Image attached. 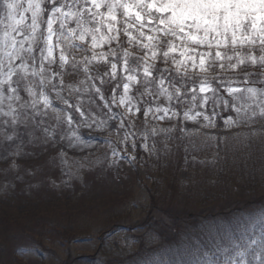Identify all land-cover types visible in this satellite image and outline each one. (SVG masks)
<instances>
[{
    "label": "snow or ice",
    "instance_id": "obj_1",
    "mask_svg": "<svg viewBox=\"0 0 264 264\" xmlns=\"http://www.w3.org/2000/svg\"><path fill=\"white\" fill-rule=\"evenodd\" d=\"M46 2L47 7L45 0H0V137L4 141L23 143L22 137L27 136L29 143L43 144L44 150L61 151L58 145L65 137L57 140L55 135L61 125L72 129L73 136L81 128L106 125L95 116V105L109 120L119 121L118 130H124L119 141L124 147L111 150L115 162L128 146L136 147L130 116L142 113L145 123L150 114L153 119H171L179 117L178 109L188 103L192 107L183 112L184 119L203 116L211 125L202 111L190 115L197 104L201 108L207 104L209 92L214 115L220 106L235 111V119L228 116L226 125L249 127L257 119L264 120V86L240 89L229 81L225 87L222 79L247 62L264 68V0ZM100 62L110 65V71L94 76L93 65ZM251 75L244 72L245 84L255 83L248 80ZM75 76H83L78 86L65 84L66 78ZM105 84L114 85L107 99L101 91ZM118 89H122L119 95ZM242 92L251 104L236 105ZM134 93H139V99ZM74 94H87V106L79 99L72 103ZM160 97L166 98L168 107H142ZM54 99L62 106L56 107ZM97 99L102 103L97 104ZM114 107L124 111L115 112ZM147 140L144 135L142 147L151 152L155 145L150 148ZM11 167L19 165L13 160ZM260 231L256 239L247 231H233L228 237L230 247L224 251L235 256H229L226 264H264V223Z\"/></svg>",
    "mask_w": 264,
    "mask_h": 264
},
{
    "label": "rangeland",
    "instance_id": "obj_2",
    "mask_svg": "<svg viewBox=\"0 0 264 264\" xmlns=\"http://www.w3.org/2000/svg\"><path fill=\"white\" fill-rule=\"evenodd\" d=\"M128 50L132 51L131 48ZM255 54L260 55L258 50ZM246 65L250 71L258 68V73H264V68L259 64L247 62ZM109 71L110 65L103 62L93 65L94 76H102ZM235 71L230 70L224 75L234 76ZM107 78L104 77L105 80ZM81 79L83 76L66 78L65 84L78 86ZM229 81L233 88L264 86V76L261 75L253 80L254 84L229 78L224 80L225 87ZM101 91L103 92V87ZM121 93L122 89H118L117 95ZM208 96L207 104L203 108L197 104L190 115L202 111L212 120L211 125L203 116L186 120L182 114V129L178 127V117L159 120L153 119L150 114L145 123L142 113L130 116L129 119L134 121L131 130L136 133V147L128 146L126 152H121L123 158H117L115 162L111 150L124 147L119 144L124 130H118L116 125L119 121L109 120L95 105L92 106L95 116L100 121H107L106 125L91 130L81 128L77 130L76 136L72 135V129L67 125H61L59 132L55 134L57 140L60 135L65 137L58 145L61 151L52 147L44 150L43 144L29 143L27 136L22 137L23 143L21 139L7 142L0 137V264H63L69 254L96 255L102 236L108 233L104 222L109 220L110 215L120 216L116 220L124 222L125 226L109 234L143 235L144 228L137 224L144 222L153 211L160 222L158 229L165 227L167 222H173V226L178 229L186 220L178 218L175 222L172 221L166 215V208L176 206L177 210H182L187 205V211L196 210L202 207L203 198L209 194L215 196L214 200L223 198L234 201V205L238 206H241L238 204L239 200L249 199L253 213H245L246 210L238 213H245V220L240 219V231H247L253 239L259 238L264 220L250 226L246 219L248 216L251 222L264 217V139L261 138L264 120L257 119L254 125H250L253 129L251 133L249 127L226 125L228 116L235 119V111L220 106L215 107L214 115L212 93L209 92ZM237 97L234 101L237 106L251 104L246 93H238ZM134 98L139 99V93H134ZM225 98H228L226 94ZM77 99L87 106V94H74L71 102L75 103ZM143 100L148 101L149 98L145 96ZM96 103L102 102L97 99ZM54 105L61 107L62 102L54 99ZM149 106L155 110L156 107H168V102L166 98L160 97L159 100L142 105L145 110ZM191 107V104H183V112ZM256 110L259 111L258 108ZM113 111L122 112L124 109L114 107ZM176 134L184 138L183 143L171 139L173 147L168 148L169 139L166 136ZM144 135L148 136L150 148L155 145L151 152L145 150L148 155L167 161L161 174L164 181L157 188L151 185L153 174L159 172L157 164L153 162V167L147 168L145 162L137 156V142L139 139L143 145ZM255 146L259 147V151L255 150ZM16 151H20V157L8 156ZM179 153H186L182 157L183 164L181 169H174L173 160H176ZM188 154L195 155L190 158ZM5 156L8 159H4ZM13 160L19 167H11ZM225 165L226 171L222 172L220 167ZM197 166L200 167V173ZM240 167L246 169L247 176H252L250 179L245 175L238 176L243 181L242 189L234 182ZM152 191L154 194L150 197ZM260 198L261 201H257ZM214 202L218 204L217 201ZM214 202L208 207L215 206ZM228 207L227 210L232 209ZM226 220L227 218L219 216V223L215 226L219 227ZM46 224L57 227L59 231H49L45 228ZM79 225L90 235L88 239L78 238L82 235L78 234ZM187 228H180L177 233ZM39 238H43V245H38ZM31 241L45 255L44 262L36 260L25 250L24 246H28L27 243ZM192 245L197 243L194 241ZM226 247L229 246L207 248L201 256L207 255L205 258L209 264H226L229 256H235V252H225ZM185 250L186 247L183 251L179 250L176 257L178 258V254L191 255ZM246 259L251 260L250 257Z\"/></svg>",
    "mask_w": 264,
    "mask_h": 264
},
{
    "label": "trees",
    "instance_id": "obj_3",
    "mask_svg": "<svg viewBox=\"0 0 264 264\" xmlns=\"http://www.w3.org/2000/svg\"><path fill=\"white\" fill-rule=\"evenodd\" d=\"M45 7H47V2L45 0ZM125 46L127 44L125 43ZM231 55V53H229ZM163 67V65H160ZM251 72L253 75L248 77L250 80L258 79L257 73L259 72L258 68L254 70H249L247 65L244 67H240L236 69L234 76L223 75V80H227L229 78H234L238 81H244V72ZM108 79V78H107ZM114 85L105 84L103 86V92L105 94V98L110 96L111 88ZM180 112V116L177 118L178 127L182 129V118L183 114L182 105L178 109ZM168 140V148L173 147L171 139L176 140L178 143H183L184 138L176 135H168L166 136ZM222 140H220L221 142ZM137 156L140 160L145 162V166L150 168L153 167V162L157 164V168L159 169L158 174L154 173L152 176V183L154 188L162 185L164 179H162V171L164 166H167V161L157 160L155 155L149 156L148 152L142 147L141 141L138 139L137 142ZM255 150L259 151V147L255 146ZM180 154V153H179ZM184 154H180L176 160L174 161V169H181L183 164ZM195 154H188L190 158H193ZM183 157V158H182ZM161 158V156H159ZM141 161V162H142ZM193 162V161H192ZM143 165V164H142ZM227 165L221 166L220 170L225 172ZM197 169L200 173V167L197 166ZM247 176L246 169L244 167H240L238 169V174L234 178V182L241 188V183L243 182L241 178L238 176ZM249 179L252 176H247ZM244 179V177H243ZM174 183V182H173ZM242 189V188H241ZM154 191L150 194V197H153ZM188 196H191L188 194ZM215 196L209 194L205 196L202 200V207L197 208L196 210L187 209V205L182 210H177L174 206H170L166 208L167 216L175 222L176 219L182 218L184 224L177 229V226H173V222H170L165 225L163 228H157L159 220L155 217L154 211L151 215L148 216L144 220V222H139L137 225H140L144 228V234L139 236L137 234H109L115 232L125 226L124 222H119L116 219H119L120 216H109V220L104 222L106 226V234L101 238V244L97 251L96 255H78L72 256L69 254L66 258V261L63 264H209L206 260V256H201L202 252L210 247L224 246L229 245L228 237L232 235L233 231L240 232L243 218L245 220V213H253V206H250L249 199L239 200L238 206L234 205V201H226L223 198L219 200H214ZM214 201H217L216 204ZM257 201H261V198ZM156 199L154 200V203ZM215 203V206L208 207L209 204ZM261 204V203H260ZM231 207L232 209L227 210V207ZM228 207V208H229ZM164 210V211H166ZM227 210V211H226ZM245 213L238 214L241 211H245ZM234 213V214H233ZM236 214V215H235ZM239 215V216H238ZM222 216L223 218H227L226 221H223L219 227H216L215 224L219 222L218 217ZM221 219V218H220ZM264 220V217H260L257 221L249 222V217L247 216L246 222L250 226L257 225L258 222ZM48 228L49 231L58 232L59 229L57 227H53L51 225L46 224L45 228ZM188 227L187 229H183L181 233H177L180 228ZM251 230V228H250ZM249 230V232H250ZM78 231L82 234L78 238L82 240L88 239L90 237L87 234L81 225L78 226ZM176 234V235H174ZM177 234H185V235H177ZM152 237V238H151ZM223 237V241L221 240ZM196 242L197 245H192L193 242ZM162 242V243H161ZM34 243V244H33ZM28 246H24L25 250L29 251L30 254L36 260H39L41 263L45 261L43 253H41L38 248L35 246V242L31 241L27 243ZM43 238H39L38 245H43ZM203 246V247H201ZM186 247L191 255L186 254H178V258L176 257L179 250L183 251ZM185 250V251H186ZM215 264V263H213ZM252 264H256L255 261H252Z\"/></svg>",
    "mask_w": 264,
    "mask_h": 264
}]
</instances>
